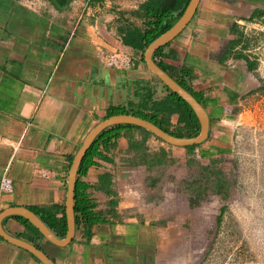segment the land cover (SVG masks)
Here are the masks:
<instances>
[{"label":"crops","instance_id":"crops-1","mask_svg":"<svg viewBox=\"0 0 264 264\" xmlns=\"http://www.w3.org/2000/svg\"><path fill=\"white\" fill-rule=\"evenodd\" d=\"M141 1L68 0L56 6L51 0H0V177L12 181L11 190L0 192V227L54 264H199L205 259L207 233H197L190 194L171 188L181 175L173 166L165 169V161L207 160L231 150L236 106L256 80L257 64L246 66L252 59L243 47L246 29L264 23V0H198L182 29L152 54L155 62L182 74L202 98L209 124L198 146L190 151L141 128L122 129L106 149L98 147L103 157L94 155L79 176L98 219L84 230L73 210L72 234L63 243L35 226L39 235L14 211L44 206L65 214L69 166L86 133L114 108L144 112L148 96L165 94L139 51L123 44L116 30L118 11ZM124 16L137 25L142 21L129 12ZM116 47L131 54L130 65L99 61L100 48ZM176 120L177 113H169L170 129ZM104 172L107 184L98 188ZM75 178L76 173L74 184ZM199 238L205 242L201 254ZM0 264L44 263L0 234Z\"/></svg>","mask_w":264,"mask_h":264},{"label":"rangeland","instance_id":"rangeland-1","mask_svg":"<svg viewBox=\"0 0 264 264\" xmlns=\"http://www.w3.org/2000/svg\"><path fill=\"white\" fill-rule=\"evenodd\" d=\"M246 31L245 48L256 60V80L236 106L231 150L207 160L193 157L189 164H173L172 171L182 177L173 181L176 185L171 188L189 192L185 183L205 186L196 194L197 203L189 208L192 219L200 224L197 233H207L209 243L199 264H264V23ZM216 174L235 179L225 199L213 191ZM204 175H208L207 181ZM220 204H225V209L216 228ZM201 240L197 243L200 254L205 244Z\"/></svg>","mask_w":264,"mask_h":264},{"label":"trees","instance_id":"trees-1","mask_svg":"<svg viewBox=\"0 0 264 264\" xmlns=\"http://www.w3.org/2000/svg\"><path fill=\"white\" fill-rule=\"evenodd\" d=\"M56 6L64 5L68 0H51ZM188 0H143L136 8L124 11H118L117 16V26L116 30L119 34L120 41L130 46L134 50H138L140 53V58L143 61L142 52L145 46L151 41L155 36L159 33L167 29L181 14L184 7L186 6ZM125 12H129L130 14L142 17V21L139 25L135 24L132 20L126 19L124 16ZM247 40H244L243 47H246ZM162 45L158 46L153 54L156 53ZM156 63L163 68L172 78H174L181 86H183L186 90H188L199 102L203 103L200 95L193 91L190 85L185 81L182 74H174L167 67H165L159 61ZM256 65V60L251 59V62H247L246 66L248 69L254 67ZM156 76L155 74H153ZM157 77V76H156ZM189 77V76H188ZM157 79L162 83V86L165 89V94L158 99H151L148 96L149 103L145 106L147 110L144 112L136 111V110H126L123 108H114L109 111L111 113L117 112H132L136 115H139L145 119L150 120L155 123L161 129L166 132H169L176 136L189 137L197 134L199 130V122L197 120L196 115L194 114L190 105L175 91L168 88L158 77ZM171 112L177 113L176 126L174 128H169L168 125V115ZM129 127H137L143 130H146L150 134L154 135L161 141L166 142L161 137L156 134L150 132L149 130L138 126L136 124L121 122L115 123L110 126H106L102 128L92 139L85 152L83 153L76 170V178L74 184V202H73V210L75 220L81 222L84 230L98 219L95 211L92 209L94 206L93 200L86 193L85 188L86 185L79 180V176L83 175L86 171V168L90 163H92V157L94 155H100L99 146L103 149L107 148V145L112 143L114 139L120 134V131L124 128ZM201 142V141H200ZM199 142V143H200ZM168 143V142H166ZM199 143H190L185 144L188 150H192L195 146H198ZM100 152V153H99ZM193 157L186 159L185 164H189L193 161ZM175 158H166L165 161V169H169L174 166L177 162ZM176 162V163H174ZM174 164V165H173ZM173 168V167H172ZM210 172V171H209ZM174 173V172H173ZM172 173V174H173ZM208 175H204V181H207ZM108 174L102 173L100 178L98 179V184L96 187L105 188V184H107ZM234 178H224V176L220 174H216L215 179L213 180V191L219 195L221 198H227L231 190H233ZM197 182V181H196ZM185 189H187L190 193L188 198L189 205H194L197 202L196 194L199 195L202 191H204V184H196L195 186H191L188 183H185ZM105 191H109L107 188ZM33 211L38 214V216L45 222L48 228L56 233L57 236H62L65 233L66 225H65V214L61 210L60 215H55L53 209L46 208L44 206L32 207ZM225 209V204H221L219 206V212L215 215V225L216 228L220 224V220L222 218L223 212ZM22 220L26 223V225L32 228L39 235L41 233L37 230V228L31 224L26 218L21 217Z\"/></svg>","mask_w":264,"mask_h":264},{"label":"water","instance_id":"water-1","mask_svg":"<svg viewBox=\"0 0 264 264\" xmlns=\"http://www.w3.org/2000/svg\"><path fill=\"white\" fill-rule=\"evenodd\" d=\"M198 0H188L186 6L184 7L181 14L176 18V20L164 31L155 36L148 44L145 46L142 52L143 60L147 66V68L155 74L168 88L175 91L179 96H181L192 108L194 114L197 117L199 122V130L197 134L194 136L183 137L176 136L169 132L164 131L155 123L151 122L148 119H145L139 115H136L132 112H117L112 113L100 120L96 123L85 135L82 140L80 146L76 150L75 154L72 157L70 166H69V174H68V185H67V201H66V230L63 238L56 237L52 231L45 225V223L31 210L29 209H21L16 208L14 211L18 213H22L25 217L29 219V221L36 226L47 238L56 243H63L67 239L70 238L73 230V206H72V198H73V185H74V175L76 173V169L78 163L85 152L86 148L95 137V135L104 127L110 126L115 123L128 122L132 124H136L141 126L150 132L156 134L161 137L163 140L170 142L172 144L177 145H185L190 143H197L203 140L207 136L208 132V115L200 104L199 101L183 86H181L174 78H172L163 68H161L152 58L153 51L160 45L164 44L170 38H172L177 32H179L182 27L187 23L189 18L194 12ZM0 234L10 242L15 244H19L25 248L31 250V252L35 253L38 258L44 264H54L51 259L47 257V255L40 251L39 248H36L29 242H26L16 236L10 235L4 232L0 227Z\"/></svg>","mask_w":264,"mask_h":264},{"label":"built area","instance_id":"built-area-1","mask_svg":"<svg viewBox=\"0 0 264 264\" xmlns=\"http://www.w3.org/2000/svg\"><path fill=\"white\" fill-rule=\"evenodd\" d=\"M98 58L101 63L113 67H126L132 63V56L129 52L121 48H109L98 50ZM11 178L3 174L0 177V192L11 190Z\"/></svg>","mask_w":264,"mask_h":264},{"label":"flooded vegetation","instance_id":"flooded-vegetation-1","mask_svg":"<svg viewBox=\"0 0 264 264\" xmlns=\"http://www.w3.org/2000/svg\"><path fill=\"white\" fill-rule=\"evenodd\" d=\"M198 101V100H197ZM200 104L203 106V104L200 102ZM204 108V107H203ZM208 124H209V120H208ZM206 138V137H205ZM202 141V140H201ZM167 142V141H166ZM168 143H170V142H168ZM197 143H199V142H197ZM170 144H172V143H170ZM177 145V144H176ZM221 205V204H220ZM219 205V206H220ZM78 222V221H77ZM78 223H81V222H78Z\"/></svg>","mask_w":264,"mask_h":264}]
</instances>
